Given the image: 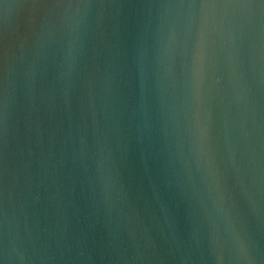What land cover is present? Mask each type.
I'll return each mask as SVG.
<instances>
[{
    "label": "water",
    "instance_id": "1",
    "mask_svg": "<svg viewBox=\"0 0 264 264\" xmlns=\"http://www.w3.org/2000/svg\"><path fill=\"white\" fill-rule=\"evenodd\" d=\"M0 264H264V0H0Z\"/></svg>",
    "mask_w": 264,
    "mask_h": 264
}]
</instances>
